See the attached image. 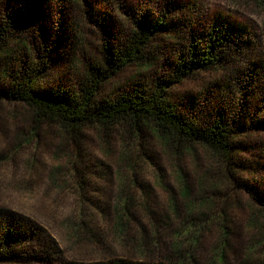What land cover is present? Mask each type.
Instances as JSON below:
<instances>
[{
  "label": "rangeland",
  "instance_id": "374dc122",
  "mask_svg": "<svg viewBox=\"0 0 264 264\" xmlns=\"http://www.w3.org/2000/svg\"><path fill=\"white\" fill-rule=\"evenodd\" d=\"M150 1L86 0V5L85 0H58L57 6L53 0H33L43 34L60 42L51 51L55 77L70 72L68 53L82 62L95 58L107 37L105 28L128 35L125 12L146 2L158 8V0ZM179 1L178 14L193 21V30L215 14H230L248 27L245 36L255 40V47H261L263 8L253 0ZM169 39L158 36L155 41L168 46ZM162 62L125 67L101 86L98 98L120 93L140 78L148 81L166 73ZM224 74L197 72L176 83L173 92L197 93ZM236 178L264 181V174L243 172ZM235 185L206 147L176 145L151 125L135 129L124 122L86 123L71 129L25 103L0 97V209L39 227L44 242L28 245L29 252L44 256L53 248L60 250L47 261L0 264H159L163 256L172 257L176 232L186 228L197 241L189 244L188 235L180 236L182 264H244L252 257L246 246L256 230L249 222L250 194ZM220 249L222 260L217 258ZM175 262L181 264L177 258Z\"/></svg>",
  "mask_w": 264,
  "mask_h": 264
},
{
  "label": "trees",
  "instance_id": "16d2710c",
  "mask_svg": "<svg viewBox=\"0 0 264 264\" xmlns=\"http://www.w3.org/2000/svg\"><path fill=\"white\" fill-rule=\"evenodd\" d=\"M178 1L158 0V8L147 2V6L134 5L125 12L131 26L128 35L122 37L117 28L115 32L113 27V32L105 28L107 37L95 58L82 62L69 53L64 57L71 70L62 73V79L61 73L55 77L51 55L54 44L58 47L60 42L43 34L33 0H0V97L25 103L37 114L71 129L86 123L124 122L135 129L151 125L158 136L176 145H203L220 159L230 183L250 194L249 222L256 231L246 246L247 256L252 257L243 263L264 264V188L258 189L264 181H236L239 173L264 174V34L262 48L255 47V40L246 37L248 27L221 13L193 30V21L178 14ZM253 1L263 8L264 33V0ZM53 2L58 6V0ZM158 36L170 38L171 44L157 45ZM72 37L78 39L75 31ZM160 59L166 73L154 74L148 81L140 78L120 93L98 98L101 86L125 67L149 66ZM242 63L244 68H240ZM233 66L236 69L229 72ZM206 70L225 74L197 93L173 92L176 83ZM190 229L176 232L172 257L163 256L159 264H176V258L184 263L180 236L188 235L189 244L197 241ZM42 236L36 224L0 209V262L55 259L58 247L44 256L29 252L27 246ZM223 257L220 249L217 258Z\"/></svg>",
  "mask_w": 264,
  "mask_h": 264
}]
</instances>
